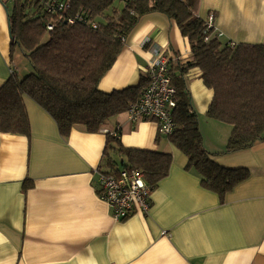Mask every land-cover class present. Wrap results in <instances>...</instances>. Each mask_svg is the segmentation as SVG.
<instances>
[{
    "label": "crops",
    "instance_id": "crops-1",
    "mask_svg": "<svg viewBox=\"0 0 264 264\" xmlns=\"http://www.w3.org/2000/svg\"><path fill=\"white\" fill-rule=\"evenodd\" d=\"M4 1L0 89L13 70L21 78L32 72L24 56L11 57ZM198 15L214 16L223 43L264 44V0H200ZM153 48L167 56L174 71L192 61L189 40L176 23L152 13L127 39L99 89L113 93L138 86L147 77ZM201 76L191 69L186 83L206 150L224 168L249 171L224 202L203 187L199 173L186 169L187 157L160 135L155 121L132 124L124 113L111 119L106 131L93 134L76 126L64 137L51 115L26 97L30 137L0 133V264H264V142L219 155L232 127L207 117L213 92ZM114 131L125 148L173 158L169 175L151 192L149 212L120 222L98 193L107 132Z\"/></svg>",
    "mask_w": 264,
    "mask_h": 264
},
{
    "label": "trees",
    "instance_id": "trees-1",
    "mask_svg": "<svg viewBox=\"0 0 264 264\" xmlns=\"http://www.w3.org/2000/svg\"><path fill=\"white\" fill-rule=\"evenodd\" d=\"M12 1L11 57L22 52L32 72L21 78L12 71L1 87L0 133L30 137L26 97L51 115L64 137L76 126L93 134L106 131L111 119L138 100L148 81L143 78L138 86L113 93L102 92L99 84L142 18L160 13L176 23L192 51L190 63L176 71L170 68L177 94L171 112L174 131L167 138L187 157L186 169L199 173L203 187L223 202L249 178L248 170L224 168L206 150L186 76L191 69L201 71L205 87L213 92L207 117L232 127L219 155L246 151L264 142V44L223 43L215 28L199 17L200 0H60L70 5L62 19L45 12L48 0ZM77 16L82 20L70 24L68 20ZM107 137L105 169L100 171L138 172L151 192L169 175L172 155L125 148L120 134L113 132Z\"/></svg>",
    "mask_w": 264,
    "mask_h": 264
},
{
    "label": "built area",
    "instance_id": "built-area-1",
    "mask_svg": "<svg viewBox=\"0 0 264 264\" xmlns=\"http://www.w3.org/2000/svg\"><path fill=\"white\" fill-rule=\"evenodd\" d=\"M44 2L45 0H34ZM70 10V5L60 0H48L45 6L47 14H60L61 19ZM63 15V16H62ZM79 16L70 18V24ZM208 27L214 29L215 18L210 15L206 20ZM49 30L54 26L49 25ZM221 37V35L219 34ZM154 57L149 65L146 80L148 84L137 101L127 110L132 124L142 121H155L159 126V133L168 137L174 131L172 110L176 107L177 90L172 83L170 62L167 56L157 48H153ZM14 71V70H13ZM108 133V132H107ZM114 131L113 135H118ZM99 174V196L109 206L115 221H124L137 214H147L151 208V189L146 184L142 174L120 168L117 172H102Z\"/></svg>",
    "mask_w": 264,
    "mask_h": 264
},
{
    "label": "rangeland",
    "instance_id": "rangeland-1",
    "mask_svg": "<svg viewBox=\"0 0 264 264\" xmlns=\"http://www.w3.org/2000/svg\"><path fill=\"white\" fill-rule=\"evenodd\" d=\"M4 6H5V8L7 9V11L9 12V13H12L13 12V9H14V3H13V1L12 0H5L4 2ZM17 55H22L23 56V53L22 52H20L19 50L16 52V56ZM23 60V62H27V60L26 59H22ZM29 64V63H28ZM31 66V65H30ZM31 73V72H30ZM29 73V74H30ZM28 74H25V76H27Z\"/></svg>",
    "mask_w": 264,
    "mask_h": 264
}]
</instances>
